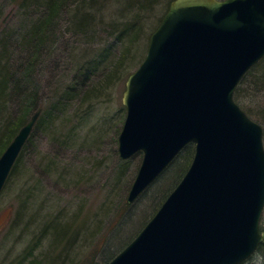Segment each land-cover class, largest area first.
Wrapping results in <instances>:
<instances>
[{
  "label": "water",
  "instance_id": "1",
  "mask_svg": "<svg viewBox=\"0 0 264 264\" xmlns=\"http://www.w3.org/2000/svg\"><path fill=\"white\" fill-rule=\"evenodd\" d=\"M264 57V0H172L128 75L119 158L141 152L133 204L188 144L184 175L138 234L104 264H241L264 248L262 127L234 102ZM0 155V192L39 117Z\"/></svg>",
  "mask_w": 264,
  "mask_h": 264
},
{
  "label": "rangeland",
  "instance_id": "2",
  "mask_svg": "<svg viewBox=\"0 0 264 264\" xmlns=\"http://www.w3.org/2000/svg\"><path fill=\"white\" fill-rule=\"evenodd\" d=\"M169 1L162 0L149 17L142 16L146 20L142 23L141 36L128 47L125 41L105 39L102 32L97 36L77 37L67 24L59 25L57 41L40 66L43 108L56 103L63 93L61 88L80 80L78 64L89 60L96 50L108 53L107 60H103L104 69L100 68L97 75L102 71L104 76L108 70L110 76L106 86L102 84L101 75L90 79L88 86L97 84L99 87L97 92L92 91L95 95L83 101L78 92L53 114L49 126L45 124L35 130L25 154L24 168L10 176L0 192V264L57 261L58 253L64 250L60 246L52 247V242L56 243L55 233L42 236L41 229L47 220L62 224L84 223L79 226V236L70 242V248L64 254L67 256L65 264H79L85 258L98 262L104 251H110L112 255L118 253L149 221L178 181L179 178L169 182L164 194L143 218L138 213L146 205L148 195L129 211L120 213L118 210V203L121 197H127L142 158L141 152L134 154L127 159L128 169L120 175L117 173L119 161H125L119 158L117 150L125 117L122 104L125 81L145 57L149 34L160 23L158 16ZM109 3L107 14L103 16L108 21L121 22L113 19L116 16L110 17L119 6L117 1L110 0ZM16 10L6 0H0V30L10 29L13 23L21 21L18 13L13 16ZM241 103L247 106L248 101ZM62 141L66 142L65 146H61ZM48 163L51 168L41 174L42 167ZM77 212L78 217L71 218ZM33 244L35 249L24 260L22 257L27 248ZM59 257L62 259L61 255ZM244 264H264V254L255 252Z\"/></svg>",
  "mask_w": 264,
  "mask_h": 264
},
{
  "label": "trees",
  "instance_id": "3",
  "mask_svg": "<svg viewBox=\"0 0 264 264\" xmlns=\"http://www.w3.org/2000/svg\"><path fill=\"white\" fill-rule=\"evenodd\" d=\"M116 1L119 6L114 11L115 15L110 14V17L116 16L113 19H120L121 22L108 21V18L103 16L107 14L110 0H6L7 4L17 8L13 16H16L18 13L21 21L18 24L13 23L10 29L0 30V155L20 128L26 124L31 115L40 110L39 117L20 151L8 178L15 172H18L20 168H24L25 154L29 149L35 130L40 127L42 128L45 124L49 126V121H51L53 114L63 108L64 102L77 96L78 92L83 97V101L88 100L87 98H90L91 95H95L92 91L97 92V88L99 87L97 84L88 86L87 83L90 79L94 80L101 75L104 81L102 84L106 86L105 83L110 76L108 75V70H105L106 74L104 76V72L102 73L104 69L102 65L103 60H107L108 57L106 58V55L108 53L96 50L89 60L78 64L77 73L81 74L80 80L77 83H72L69 87L61 88L63 93L58 97L56 103L51 104L46 109L43 108L41 104L42 84L40 81V66L49 49L57 41L59 25L67 24L68 28L77 37L83 35L85 37L87 35L97 36L102 32L105 39L114 38L115 42L125 41V45L128 47L135 39L141 36L142 23L146 20V17L142 16L146 14L149 17L153 9L162 0ZM171 1L167 3L165 10L158 16V22H160L167 11ZM96 17H99L98 20L102 21L96 20ZM143 18L145 19L143 20ZM5 20L7 21L8 19L5 18ZM155 28L150 32L149 36ZM126 46L125 51L127 50ZM120 63H122V60ZM100 68L102 71L98 76L97 72H99ZM233 98L246 115L262 127L264 142V57L245 73L235 88ZM242 100L248 101L247 106L242 105ZM60 144L61 146H65L66 142L62 141ZM193 151V144L186 145L161 175L142 193L135 204L128 205L126 198L121 197L118 203L120 213L129 211L130 208L148 197L146 205L144 204L138 213L143 218L148 210L153 207L157 199L164 194L169 182L179 178L171 188L172 190L180 181L192 160ZM128 162L127 160L119 161L117 171L119 175L128 169ZM50 168L48 163L46 167H42L41 174L46 173ZM168 174V178L162 180ZM171 190L161 202L164 201ZM77 215H79V212L71 218H77ZM261 223L262 225L264 224V211ZM82 224L75 225L72 222L62 224L48 220L44 222L41 229L42 236H51L55 233L54 238L56 243L52 242V247L60 246L64 250V252L58 253L57 261H48L46 264H65L67 262V256L64 254L70 248V242L73 243L79 236L81 229L79 226ZM33 246L34 244L27 248V252L22 257L25 258L24 260L32 254V251L35 249V246ZM104 252L100 255L99 263L100 261L103 264L107 263L117 254V252L113 255L110 251ZM256 252L264 254V248L260 245ZM60 255L62 259H60ZM98 262H95V260L87 261L85 258L79 264H96ZM241 264H244V262Z\"/></svg>",
  "mask_w": 264,
  "mask_h": 264
},
{
  "label": "bare ground",
  "instance_id": "4",
  "mask_svg": "<svg viewBox=\"0 0 264 264\" xmlns=\"http://www.w3.org/2000/svg\"><path fill=\"white\" fill-rule=\"evenodd\" d=\"M6 149V148H5Z\"/></svg>",
  "mask_w": 264,
  "mask_h": 264
}]
</instances>
